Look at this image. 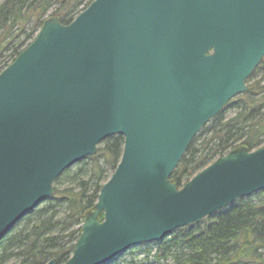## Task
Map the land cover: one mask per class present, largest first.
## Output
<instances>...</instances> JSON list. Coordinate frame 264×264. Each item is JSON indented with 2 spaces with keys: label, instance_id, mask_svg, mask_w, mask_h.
Returning a JSON list of instances; mask_svg holds the SVG:
<instances>
[{
  "label": "water",
  "instance_id": "water-1",
  "mask_svg": "<svg viewBox=\"0 0 264 264\" xmlns=\"http://www.w3.org/2000/svg\"><path fill=\"white\" fill-rule=\"evenodd\" d=\"M263 56L264 0H93L46 19L0 72V241L114 135L120 160L64 264H108L264 191V147L169 179Z\"/></svg>",
  "mask_w": 264,
  "mask_h": 264
},
{
  "label": "trees",
  "instance_id": "trees-1",
  "mask_svg": "<svg viewBox=\"0 0 264 264\" xmlns=\"http://www.w3.org/2000/svg\"><path fill=\"white\" fill-rule=\"evenodd\" d=\"M92 1L0 0V72L31 43L46 19L67 25ZM246 83L248 91L230 100L191 141L169 178L178 188L229 151L264 147V56ZM122 146L121 136L108 137L74 173L57 178L51 197L0 241V264H64ZM156 245L173 264H264V199H238Z\"/></svg>",
  "mask_w": 264,
  "mask_h": 264
},
{
  "label": "rangeland",
  "instance_id": "rangeland-1",
  "mask_svg": "<svg viewBox=\"0 0 264 264\" xmlns=\"http://www.w3.org/2000/svg\"><path fill=\"white\" fill-rule=\"evenodd\" d=\"M228 115H232V112H229ZM82 163L83 161L75 164L66 172L74 173ZM260 193L251 196L254 202L264 199V195H260ZM165 257H167V253H163L155 243H150L131 248L108 264H173L170 258Z\"/></svg>",
  "mask_w": 264,
  "mask_h": 264
}]
</instances>
